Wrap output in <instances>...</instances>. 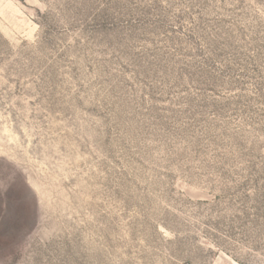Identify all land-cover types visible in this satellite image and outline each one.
<instances>
[{"label": "rangeland", "instance_id": "374dc122", "mask_svg": "<svg viewBox=\"0 0 264 264\" xmlns=\"http://www.w3.org/2000/svg\"><path fill=\"white\" fill-rule=\"evenodd\" d=\"M0 264H264V0H0Z\"/></svg>", "mask_w": 264, "mask_h": 264}]
</instances>
